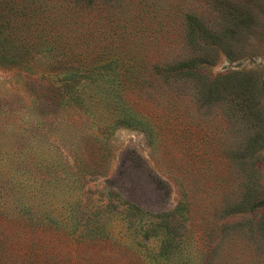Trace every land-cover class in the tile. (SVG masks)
Instances as JSON below:
<instances>
[{
  "label": "rangeland",
  "instance_id": "374dc122",
  "mask_svg": "<svg viewBox=\"0 0 264 264\" xmlns=\"http://www.w3.org/2000/svg\"><path fill=\"white\" fill-rule=\"evenodd\" d=\"M242 69L244 77L250 74L260 84L264 57L234 60L217 50L213 63L197 75L195 97L183 86L180 95L166 93L145 104L128 92L150 134L135 127L113 128L105 173L77 183L74 189L54 178L53 152H46L29 129L31 90L22 85L21 76L0 69V264H53L55 248L61 254L56 264H73L50 231L42 227L22 231L4 216L8 200L3 197V178L11 176L13 180L15 176L22 181L34 179L27 193L43 220L54 214L68 216L69 203L78 194H85L93 206L117 205L122 210L133 204L147 214L167 212L180 204L177 213L158 221L148 237L134 239L126 231L130 230L127 218L115 213L107 222L106 240L80 246L72 253L78 263L264 264V205L259 202L264 197V146L258 138L264 124L260 120L253 125L254 120L244 115L246 100L243 94L237 95V88L212 83L219 74ZM36 77L28 78L34 81ZM4 100L9 103L3 106ZM254 102L259 108L260 97ZM96 110L99 124L119 115L100 105ZM71 120L77 119L54 125L51 138L74 152L86 127ZM39 151L46 154L39 156ZM59 151L64 154L62 148ZM251 152L256 155L249 157ZM25 153H31L34 161L23 170ZM57 165L55 171L64 176L62 163ZM241 202L245 208L237 206Z\"/></svg>",
  "mask_w": 264,
  "mask_h": 264
},
{
  "label": "trees",
  "instance_id": "16d2710c",
  "mask_svg": "<svg viewBox=\"0 0 264 264\" xmlns=\"http://www.w3.org/2000/svg\"><path fill=\"white\" fill-rule=\"evenodd\" d=\"M217 50L234 60L264 57V0H0V69L21 76L22 85L31 90L29 129L46 152H53L54 178L65 180L67 188L105 173L113 128L150 132L129 93L149 104L166 93L177 95L186 86L195 97L197 75L213 63ZM244 72L219 74L212 83L237 88V95L246 100L244 115L254 120L253 125L260 120L264 124V80L259 84ZM31 75H37L34 81L28 78ZM258 97L259 108L254 102ZM7 103L4 100L3 106ZM99 105L119 115L99 124L95 119ZM72 117L86 127L74 152L51 138L54 125ZM258 138L264 146V126ZM21 158L23 170L34 161L31 153ZM60 163L64 176L55 171ZM11 177L3 178V197L8 200L4 216L22 231L34 227L50 231L73 264H83L72 254L76 248L107 239V222L115 213L127 218L126 231L134 239L148 237L158 221L180 208L179 204L167 212L147 214L128 204L117 210V205L93 206L85 194H78L69 203L68 216L54 214L43 220L27 193L34 179ZM8 183L11 187H6ZM259 202L264 205V197ZM237 206L245 208L244 202ZM52 258L56 264L60 250L55 248Z\"/></svg>",
  "mask_w": 264,
  "mask_h": 264
}]
</instances>
